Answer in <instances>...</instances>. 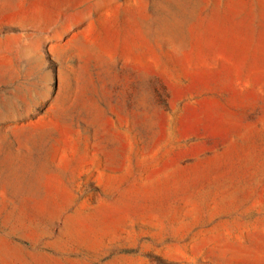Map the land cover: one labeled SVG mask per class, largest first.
Returning a JSON list of instances; mask_svg holds the SVG:
<instances>
[{
    "label": "rangeland",
    "instance_id": "1",
    "mask_svg": "<svg viewBox=\"0 0 264 264\" xmlns=\"http://www.w3.org/2000/svg\"><path fill=\"white\" fill-rule=\"evenodd\" d=\"M0 264H264V0H0Z\"/></svg>",
    "mask_w": 264,
    "mask_h": 264
}]
</instances>
